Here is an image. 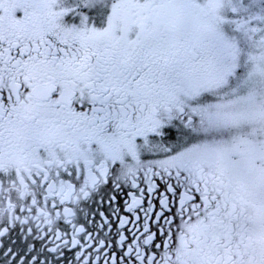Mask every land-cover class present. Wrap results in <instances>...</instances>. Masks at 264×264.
Listing matches in <instances>:
<instances>
[{"label": "snow or ice", "instance_id": "snow-or-ice-1", "mask_svg": "<svg viewBox=\"0 0 264 264\" xmlns=\"http://www.w3.org/2000/svg\"><path fill=\"white\" fill-rule=\"evenodd\" d=\"M0 264H264V0H0Z\"/></svg>", "mask_w": 264, "mask_h": 264}]
</instances>
